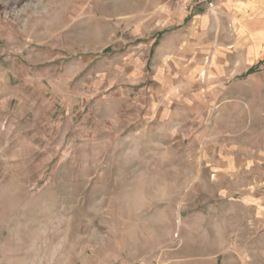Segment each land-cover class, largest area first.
<instances>
[{
	"label": "rangeland",
	"instance_id": "rangeland-1",
	"mask_svg": "<svg viewBox=\"0 0 264 264\" xmlns=\"http://www.w3.org/2000/svg\"><path fill=\"white\" fill-rule=\"evenodd\" d=\"M183 2L0 0V264H264V12Z\"/></svg>",
	"mask_w": 264,
	"mask_h": 264
},
{
	"label": "crops",
	"instance_id": "crops-1",
	"mask_svg": "<svg viewBox=\"0 0 264 264\" xmlns=\"http://www.w3.org/2000/svg\"><path fill=\"white\" fill-rule=\"evenodd\" d=\"M208 2L212 6L208 5ZM188 3L191 7H196L199 9V14L196 20L200 25H205L209 19L212 22L221 16L224 20H234V18H239L242 20L247 16H251L255 13H260L262 10L264 12V0H184L183 2ZM262 12V13H263ZM264 18V15L262 16ZM180 34L182 36L183 44H185L184 36V21L183 17L180 18ZM201 27V26H200ZM224 157L217 162H214L215 166L221 168H213L211 173L212 177L217 176L218 181H222L227 177L228 170L232 169L234 166L233 160H224ZM243 159H235V164L241 162ZM247 164L248 161H245ZM253 179V186L244 188L243 191V202L248 207V212L250 213L249 223L250 226L257 230L258 233L264 232V171L258 170ZM214 179V178H213ZM247 181L251 179L246 178Z\"/></svg>",
	"mask_w": 264,
	"mask_h": 264
},
{
	"label": "trees",
	"instance_id": "trees-1",
	"mask_svg": "<svg viewBox=\"0 0 264 264\" xmlns=\"http://www.w3.org/2000/svg\"><path fill=\"white\" fill-rule=\"evenodd\" d=\"M254 70H255V67H251V68H249V70L245 74L248 75L251 72H253Z\"/></svg>",
	"mask_w": 264,
	"mask_h": 264
},
{
	"label": "built area",
	"instance_id": "built-area-1",
	"mask_svg": "<svg viewBox=\"0 0 264 264\" xmlns=\"http://www.w3.org/2000/svg\"><path fill=\"white\" fill-rule=\"evenodd\" d=\"M208 5H209V6H212V4H211V3H209V2H208Z\"/></svg>",
	"mask_w": 264,
	"mask_h": 264
}]
</instances>
